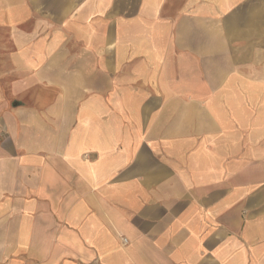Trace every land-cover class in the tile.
I'll list each match as a JSON object with an SVG mask.
<instances>
[{"label":"crops","instance_id":"obj_1","mask_svg":"<svg viewBox=\"0 0 264 264\" xmlns=\"http://www.w3.org/2000/svg\"><path fill=\"white\" fill-rule=\"evenodd\" d=\"M231 7L0 0V264H264L258 87L195 43Z\"/></svg>","mask_w":264,"mask_h":264},{"label":"rangeland","instance_id":"obj_2","mask_svg":"<svg viewBox=\"0 0 264 264\" xmlns=\"http://www.w3.org/2000/svg\"><path fill=\"white\" fill-rule=\"evenodd\" d=\"M231 5L228 10L230 24L215 25L214 40L195 42L207 48L211 44L213 52L199 64L205 66L207 78H218L219 73L210 74L208 70L221 68L229 70L230 75L239 76L245 83L256 84L255 97L264 109V0H231ZM236 5H240L238 9L233 8ZM222 33L223 38L216 39Z\"/></svg>","mask_w":264,"mask_h":264}]
</instances>
